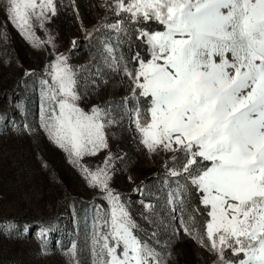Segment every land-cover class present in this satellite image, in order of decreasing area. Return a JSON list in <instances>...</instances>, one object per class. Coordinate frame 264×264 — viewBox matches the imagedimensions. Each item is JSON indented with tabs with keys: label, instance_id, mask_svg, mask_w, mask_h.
<instances>
[{
	"label": "snow or ice",
	"instance_id": "6c2138e0",
	"mask_svg": "<svg viewBox=\"0 0 264 264\" xmlns=\"http://www.w3.org/2000/svg\"><path fill=\"white\" fill-rule=\"evenodd\" d=\"M106 7L119 20L113 30L122 32L125 21L140 26L134 37L151 52L147 61L137 54L132 71L124 68L134 81L133 99L146 105L134 110L142 142L149 151L180 154L179 169L169 174L202 194L210 217L204 234L219 264H264V0H109ZM5 11L22 34L46 43L34 30L55 15L54 0H7ZM154 21L165 30H144ZM50 68L53 83L42 81V127L79 163L107 148V114L78 106L66 57L57 56ZM107 163L95 172L80 165L111 206L102 234L94 236L96 264H162L134 234L126 207L109 189ZM226 252L241 258L226 261Z\"/></svg>",
	"mask_w": 264,
	"mask_h": 264
},
{
	"label": "rangeland",
	"instance_id": "374dc122",
	"mask_svg": "<svg viewBox=\"0 0 264 264\" xmlns=\"http://www.w3.org/2000/svg\"><path fill=\"white\" fill-rule=\"evenodd\" d=\"M76 1L54 0L55 15L49 13L43 27L34 30V37L46 42L41 45L8 22L7 0H0V264H79L80 227L90 263L96 264L94 236L102 234L100 225L111 206L99 187L90 186L80 165L95 172L105 168L106 161L109 189L126 207L134 234L158 254L162 264H219L204 234L210 217L202 194L180 176L169 174L179 169L180 154L161 147L149 151L135 124V108L143 112L146 105L139 96L133 99L134 81L124 71L137 67V54H124L121 42L127 44L140 26L126 21L122 32L114 31L112 25L119 20L113 17L90 44ZM79 1L99 18L109 0ZM32 22L39 23L35 17ZM147 25L144 30H165L158 22ZM136 39L145 45L139 36ZM147 53L148 58L139 57L147 61L148 48ZM57 56L66 57L74 70L78 106L86 112L97 107L107 114V148L79 163L42 127L46 107L42 81L53 83L50 65ZM227 58L232 60L231 53ZM102 70L114 71L119 83L107 80ZM183 191L192 192L188 205ZM225 257L226 261L241 258L230 252Z\"/></svg>",
	"mask_w": 264,
	"mask_h": 264
},
{
	"label": "trees",
	"instance_id": "16d2710c",
	"mask_svg": "<svg viewBox=\"0 0 264 264\" xmlns=\"http://www.w3.org/2000/svg\"><path fill=\"white\" fill-rule=\"evenodd\" d=\"M108 3L109 1H107L105 5V9L104 11L100 13L99 18H94L92 15L89 14V12L86 10L82 2H80L79 0L76 1V5L78 8V14L81 20V25L86 33L87 40L90 44L95 39L97 35L96 32L99 29H105L106 22L109 19L115 17V16H112L110 12L107 10L106 6L108 5ZM149 24L153 26V25H156V22L154 21ZM146 26L148 27L150 25H146ZM121 45H122L121 48L124 54H126L127 56H128V53L129 54L131 53V55L136 53L145 58L149 57L146 46L140 44L138 40L136 39V36L134 37V34L130 35L129 42H127V44L121 42ZM129 58H132V57H129ZM102 72H103L104 77L107 80H110V78H113L116 82H118V79L114 71L112 73H107L106 71L102 70ZM152 176H157V173H153ZM192 189L195 192V188L192 187ZM189 194L192 195V192H190ZM183 195L185 197V203L186 205H188L190 203L189 202L190 195H188L186 191L185 192L183 191ZM75 209H76L77 217L80 218L81 211H80V207L78 203H75ZM81 237H82V227H80V236L77 238V256H78L79 264H91L89 260V256H88V249H87L86 241L82 242Z\"/></svg>",
	"mask_w": 264,
	"mask_h": 264
}]
</instances>
